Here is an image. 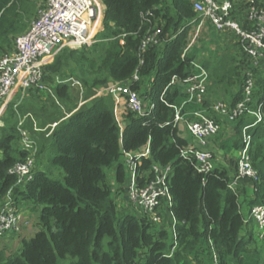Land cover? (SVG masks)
Wrapping results in <instances>:
<instances>
[{"label":"trees","instance_id":"obj_1","mask_svg":"<svg viewBox=\"0 0 264 264\" xmlns=\"http://www.w3.org/2000/svg\"><path fill=\"white\" fill-rule=\"evenodd\" d=\"M36 2L0 0V57L36 18L41 4ZM102 2L103 30L96 43L79 50L62 49L43 68L47 91L31 89L23 100L18 93L0 117V209L8 193L16 204L26 202L29 212L41 207L40 230L31 239L21 240L20 248L7 257L0 251V264H57L58 259L67 258L74 260L70 264H212L213 251L218 264H264L253 234L243 236L244 226L253 220L246 222L242 214L244 209L249 215L253 206L264 202V60L251 67L236 43L205 58L194 54L193 47L202 36L212 42L223 39L208 22L185 51L194 34L190 25L195 18L194 0ZM258 5L264 8V0ZM241 7L238 4L232 15L246 27ZM146 12L151 14L150 24L142 23L140 15ZM150 28L160 29L158 44L142 50ZM193 63L209 73V85L203 104L190 103L183 113L203 111L220 126L209 141L214 168L206 175L180 157V150L189 143L187 133L172 125L174 111L165 105L179 106L187 98L182 82L196 73ZM245 70L253 82L247 107L259 111L262 118L247 131L251 165L258 173L249 195L240 187L243 181L235 190L228 186L236 173L234 157L243 146V129L255 118L244 113L230 122L211 110L216 101L224 100L233 109L244 99ZM135 74L138 80L132 82ZM69 79L82 85L87 99L111 83L129 85L153 108L143 117L130 112L121 115L120 128L110 97L92 98L78 107ZM27 114L40 131L34 132L31 121H26L24 128L35 139L34 167L31 180L20 186L9 171L28 157L20 148L17 128ZM54 123L57 126L50 132ZM147 144L149 156L138 166L141 184L145 177L153 178L148 173L152 165L171 169L167 184L172 204L156 224L141 212L120 208L105 174L115 166L112 178L122 187L127 177L120 158ZM47 162L63 170V183L48 178ZM119 190V196L125 193V188ZM169 212L176 222L174 249L173 241L168 243L172 240ZM256 238L263 248L264 238Z\"/></svg>","mask_w":264,"mask_h":264},{"label":"built area","instance_id":"obj_2","mask_svg":"<svg viewBox=\"0 0 264 264\" xmlns=\"http://www.w3.org/2000/svg\"><path fill=\"white\" fill-rule=\"evenodd\" d=\"M238 4L242 6L246 27L233 18V11ZM258 4L259 0H194L195 18L190 22V25L194 26V34L185 51L191 48L205 23L208 22L216 34L230 35L234 38L251 67L260 66L261 61L264 60V8ZM103 10L104 7L98 0H41L36 18L29 28L23 34L18 35L13 41L12 48L0 57V117L7 103L18 93H21L20 100H23L26 92L31 89L47 91V86L43 82V68L51 63L63 48L75 49L95 43L93 40L100 26ZM150 16L149 12L141 14L142 23L150 24ZM158 35H160V29H148L144 34L141 49L158 44ZM120 43L123 44L122 41ZM192 66L196 73L182 82L187 98L179 106L164 103L174 111L172 125L183 127L181 129L187 133L189 138L188 145L180 150V157L193 163L198 173L206 175L214 168L209 141L219 132L220 126L203 111L183 113L184 107L190 103L203 104L209 85L208 72L197 63H193ZM247 70H245L244 99L233 109L224 100L215 102L211 107L212 112L225 117L230 122L244 113L255 118L254 123L243 129V146L238 153L236 173L228 186L232 190H235L236 185L242 180H247L251 189L258 182V173L253 169L249 156L250 135L247 131L256 124H260L262 118L259 111L253 112L247 107L253 88L252 75ZM137 80L138 77L135 74L131 81L136 82ZM174 80L173 78L170 85H173ZM67 82H70L71 86L72 84L79 86L75 80L69 79ZM102 92L109 93L114 100H122L126 112L140 117L149 114L153 108L152 104L150 106L145 104L136 91H132L129 85L123 83H111L103 87ZM160 100L163 101L162 97ZM114 107L116 108V101ZM113 114L116 119V110L115 112L113 110ZM27 120L31 121L34 132L40 131L31 115L27 114L19 120L17 126L20 135L19 145L22 151L28 153V157L25 162L15 164L9 173L16 176V185L20 186L31 180L34 167L35 139L24 128ZM56 126L57 123L50 125V132ZM148 156L149 144L136 153L124 155L125 167L128 171L125 182V199L126 206L137 209L156 224L162 222L163 215L172 204L167 184L171 169L169 166L152 165L148 173L152 174L153 178L150 179L147 176L141 184L140 179L143 176L138 173V166L141 160ZM119 205L121 204L118 203ZM169 216L174 249L176 222L170 212ZM250 220L256 224L258 239H263L264 202L251 208L246 222ZM29 225L26 215L8 193L0 209V239L19 235ZM212 264H218V257L214 251L212 252Z\"/></svg>","mask_w":264,"mask_h":264},{"label":"rangeland","instance_id":"obj_3","mask_svg":"<svg viewBox=\"0 0 264 264\" xmlns=\"http://www.w3.org/2000/svg\"><path fill=\"white\" fill-rule=\"evenodd\" d=\"M98 1L102 3V5L104 7V10H105V6H104L102 0H98ZM40 2H41V0H38V2H36L37 5H39ZM104 10L102 12V16H101V19H100V26L97 29V33L95 34V38L93 40L95 43L97 41L98 34H100L102 32V30H103ZM202 37L194 45L192 52L194 54L201 55L203 58L208 56L210 53L213 54V53L217 52L218 49H222V50H225L227 48L231 49V48H233L232 44L235 43L234 38L232 36H230V35H222V38H223L222 41L219 40L220 37L219 38H214L213 42H212V40H209L210 39L209 36H208V38H202ZM209 41H211V42H209ZM95 43H92L91 45L84 46V47H92ZM84 47L75 48V49H72V48H69V47H65L63 49L79 50V49H82ZM71 88H72V93L74 95V99L75 100L77 99L76 102H77L78 106L80 104L86 103L87 101H89L92 98L101 97V96L110 97L112 99V102H113V110H114V112L116 110V123H117V125L119 127L123 126L122 125L123 118L121 119V117H122L121 115H124L127 112L123 108V101L122 100H114L109 93L102 92L103 87L98 88L94 92L93 96L90 97V99L89 98L88 99L85 98L86 95H85L84 89H83V87H82V85L80 83H79V86H77L75 84H72ZM14 97L15 96H13L12 98H14ZM11 100L7 103V105L11 102ZM115 101H116V108L114 107L115 106ZM185 136L187 137L186 134H185ZM209 146L211 148V145H209ZM238 153L239 152H237L235 154V157H234V159L236 161V164H237ZM43 160H45V159H43ZM44 163L45 162L43 161V165H44ZM120 164L123 165L125 177H127L128 171H127V169L125 167V158L124 157L120 158ZM114 169H115V166L113 168L111 167L109 169H106L105 170V174L109 178V183L111 184V187L114 190L115 202L117 200V203L121 204V205H119L120 208L123 207L127 211H130L132 213L138 214L139 211L137 209H133L131 206H126L127 202H126V199H125V193L124 192L122 193V195L119 196V192H120L119 189L125 188V183H124V185L122 187L117 186L115 184V182H114V180L112 178ZM46 171L48 173V178L49 179H51L53 181H56V182L63 183L65 174H64L62 169L57 168V167H52L47 162L46 163ZM116 191L118 192V194H116ZM40 210H41V207L38 206L35 209V211L30 212V214L27 215V219H28L30 225L26 227V231L24 233L23 232L21 233L22 237L21 236L18 237L19 235H12V237L0 239V251H3V257L4 258L7 257V255H9L10 252L17 251L20 248L21 240H29V239H31L33 237V235L40 230V226L38 224V215H39V211ZM242 212H243L242 214H243L244 218L248 220V213L244 212V211H242ZM249 232L253 234L254 241H255V246H258V247L261 248V255L264 256V247L262 248L261 247L262 245L257 243L258 240H257V238L255 236L256 232H257V227H256V224L253 221H251L247 226H244L243 236L245 237V239L247 238V233H249ZM9 238H11V239H9ZM171 242H172V240H171V238H169L168 243L171 244ZM71 262H74V260L70 259V258H67V259H64V260L58 259L57 264H70Z\"/></svg>","mask_w":264,"mask_h":264},{"label":"crops","instance_id":"obj_4","mask_svg":"<svg viewBox=\"0 0 264 264\" xmlns=\"http://www.w3.org/2000/svg\"><path fill=\"white\" fill-rule=\"evenodd\" d=\"M187 139H189L187 137ZM243 182L241 183L242 185L240 186L241 188H245L246 192L248 193V195L251 193V188H250V183L247 180H242ZM242 197V195H241ZM18 208L23 211L24 215H29L30 212L28 211V204L26 202L20 201L19 203H17ZM244 211V209H243ZM28 229V228H27ZM26 231V228L24 229L23 233Z\"/></svg>","mask_w":264,"mask_h":264}]
</instances>
